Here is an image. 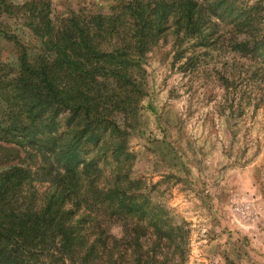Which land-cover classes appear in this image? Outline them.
<instances>
[{
  "label": "trees",
  "instance_id": "trees-1",
  "mask_svg": "<svg viewBox=\"0 0 264 264\" xmlns=\"http://www.w3.org/2000/svg\"><path fill=\"white\" fill-rule=\"evenodd\" d=\"M240 1L132 0L112 14L61 20L45 0L17 8L42 53L31 57L2 32L19 67L13 78L0 69V264L185 263L184 223L174 224L128 177L143 58L171 34L182 72L227 54L233 72L245 68L237 58L253 61L245 71L264 83V6ZM0 8L16 7L0 0ZM226 71L225 89L234 80ZM86 146L110 153V173L85 158Z\"/></svg>",
  "mask_w": 264,
  "mask_h": 264
},
{
  "label": "rangeland",
  "instance_id": "rangeland-1",
  "mask_svg": "<svg viewBox=\"0 0 264 264\" xmlns=\"http://www.w3.org/2000/svg\"><path fill=\"white\" fill-rule=\"evenodd\" d=\"M29 1L8 0L16 7L14 14L0 8V69L9 78L17 75L18 53L2 32L16 36L31 57L42 53L40 40L24 26L22 10L17 9ZM45 1L52 19L61 20L73 13L112 14L132 0ZM259 1L264 6V0ZM173 42L167 34L143 58L145 97L127 137L128 177L139 182L153 205L168 210L174 224L184 223L189 232L184 264H263L264 83L245 71L253 61L235 56L245 68L233 72L234 58L227 54L207 55L197 70L182 72L173 63ZM225 70L228 76L232 73L229 77L234 73L227 89L220 80ZM83 149L88 151L85 158L99 159L104 173H110L114 163L109 152ZM34 161L43 164L38 157ZM5 165L0 162V170ZM236 207L243 213L248 207L250 220H243ZM216 240L229 245L220 250L218 242L206 253L196 251ZM233 244L237 248H231Z\"/></svg>",
  "mask_w": 264,
  "mask_h": 264
},
{
  "label": "crops",
  "instance_id": "crops-1",
  "mask_svg": "<svg viewBox=\"0 0 264 264\" xmlns=\"http://www.w3.org/2000/svg\"><path fill=\"white\" fill-rule=\"evenodd\" d=\"M218 242L220 243L221 241H219V240H216V241H214L211 245H206V246H204V247H197L196 248V251L197 252H199V254H203V253H206L213 245H215L216 243L218 244ZM229 245V244H228ZM227 245V246H228ZM218 247V249H220L221 250V248L222 249H226L227 248V246H224V245H221V243L219 244V245H217ZM231 248H237V245L236 244H233L232 246H231ZM264 252V251H263ZM248 256H245V254L243 253V259L245 258V260H247L248 258H247ZM242 259V258H241ZM263 262V264H264V254H263V256H262V258H260Z\"/></svg>",
  "mask_w": 264,
  "mask_h": 264
},
{
  "label": "built area",
  "instance_id": "built-area-1",
  "mask_svg": "<svg viewBox=\"0 0 264 264\" xmlns=\"http://www.w3.org/2000/svg\"><path fill=\"white\" fill-rule=\"evenodd\" d=\"M236 212H240V213H242V215H243V217H242V219L243 220H250V218H251V215H252V211H250V209L247 207H245V213H243V212H241V210L239 209V207H236L235 209H234ZM244 214H246V215H244Z\"/></svg>",
  "mask_w": 264,
  "mask_h": 264
}]
</instances>
